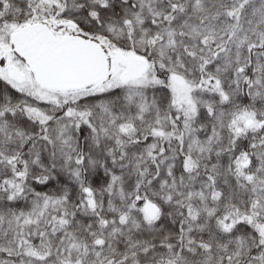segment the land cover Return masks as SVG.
<instances>
[{
  "label": "snow or ice",
  "instance_id": "obj_1",
  "mask_svg": "<svg viewBox=\"0 0 264 264\" xmlns=\"http://www.w3.org/2000/svg\"><path fill=\"white\" fill-rule=\"evenodd\" d=\"M0 264H264V0H0Z\"/></svg>",
  "mask_w": 264,
  "mask_h": 264
}]
</instances>
